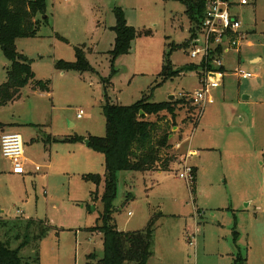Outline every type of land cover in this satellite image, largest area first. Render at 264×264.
<instances>
[{
	"label": "rangeland",
	"instance_id": "1",
	"mask_svg": "<svg viewBox=\"0 0 264 264\" xmlns=\"http://www.w3.org/2000/svg\"><path fill=\"white\" fill-rule=\"evenodd\" d=\"M248 1L233 10L247 32L241 63L234 50L225 57L224 88L211 90L215 101L196 125L187 118L192 103L178 110L168 152L178 157L171 169L117 174L118 230L142 229L156 218L148 264H233L239 250L247 264H264V0ZM116 9L137 36L130 53L113 58ZM45 15L38 35L18 38L16 46L38 79L52 80V90L28 85L19 99L0 106V123L21 124L27 159L25 174L17 175L0 150V216L9 224L0 227V238L16 247L29 236L21 255L36 250L40 264H88L91 253L103 255L102 235L92 228L102 222L106 184L105 156L88 139L106 135L108 101L132 105L144 95L168 101L201 87L199 69L160 78L173 46H180L170 57L175 67L192 62L185 44L194 25L185 0H46ZM76 47L85 51L90 69L57 68L59 61L76 59ZM10 65L0 46V84ZM239 71L256 76L239 78ZM189 148L198 152L189 161L197 169L194 192L193 180L179 175ZM30 219L50 226L36 242L35 229L27 231Z\"/></svg>",
	"mask_w": 264,
	"mask_h": 264
},
{
	"label": "trees",
	"instance_id": "2",
	"mask_svg": "<svg viewBox=\"0 0 264 264\" xmlns=\"http://www.w3.org/2000/svg\"><path fill=\"white\" fill-rule=\"evenodd\" d=\"M207 0H185L187 13L194 26L200 23ZM116 40L110 51L113 58L130 53L136 29L127 25L124 11L116 9ZM46 14V0H0V46L5 56L11 61L7 71V79L0 84V106L7 105L21 96V91L28 85L40 92H51V79H38L28 57L17 50L18 38H33L40 31L42 23L48 22ZM188 46V42L185 44ZM180 46H173L163 64L160 78L164 82L173 77L181 76L183 72L197 70L195 64H185L175 67L171 60V53ZM56 67L68 71L75 69L80 72L90 69L85 51L76 47V59L73 62L59 61ZM203 68V67H202ZM151 96V95H150ZM150 96L144 95L132 105H121L108 101L103 108L106 118V135L103 137L90 136L88 144L105 156L106 184L102 196L104 211L100 215L101 223L92 228L103 238V255L95 253L88 256V264H148L154 254V233L156 218L149 220L143 229L132 231L118 230L113 217L117 189V174L122 170L137 171H169L177 160L176 153H168L172 148L171 136L173 127L177 126V112L190 106V100L185 97L168 101H152ZM188 108V107H187ZM190 122L198 123L202 113L195 105L187 110ZM142 112V113H141ZM0 123V127L3 126ZM6 125V124H5ZM179 126V125H178ZM181 129L177 131L182 136ZM68 137L65 140H70ZM79 140L74 137L72 140ZM194 171L193 183L190 186L195 191L197 178ZM89 177V176H87ZM97 183L98 175L89 177ZM29 229H35L34 242L38 241L50 227L44 220L30 219ZM6 220L0 216V227L8 226ZM40 228V231L37 230ZM33 229V230H34ZM20 235L16 232L15 239ZM25 236L16 247L11 242L0 238V264H40V254L35 250L24 257L21 250L31 242ZM233 264H247V257L239 250Z\"/></svg>",
	"mask_w": 264,
	"mask_h": 264
},
{
	"label": "built area",
	"instance_id": "3",
	"mask_svg": "<svg viewBox=\"0 0 264 264\" xmlns=\"http://www.w3.org/2000/svg\"><path fill=\"white\" fill-rule=\"evenodd\" d=\"M248 3V0L240 1L241 5ZM232 9L233 2L230 0H207L204 15L198 26H193L188 41L186 51L192 60L191 64L200 67L198 78L201 87L193 93L181 94V97L190 100L201 113L206 106L214 102L211 90L220 87L224 80V55L239 49L247 38V32L242 29L241 19L232 12ZM238 75L244 79L253 77L252 73L245 72H238ZM82 114L80 111L78 117L80 118ZM175 148L180 149L181 143L177 142ZM0 150L4 157L11 161L14 174H25L24 141L20 133H2ZM193 155L195 152L189 151L186 157L182 158L180 163L182 171L179 174L181 178L193 180L194 166L189 163ZM36 169L39 170V167ZM190 243L193 244L192 241Z\"/></svg>",
	"mask_w": 264,
	"mask_h": 264
},
{
	"label": "crops",
	"instance_id": "4",
	"mask_svg": "<svg viewBox=\"0 0 264 264\" xmlns=\"http://www.w3.org/2000/svg\"><path fill=\"white\" fill-rule=\"evenodd\" d=\"M240 1L241 0H239L238 2H233V9H232V12H233V10L237 7V8H239V7H241V6H244V5H241L240 4ZM249 4V3H248ZM248 4H246V5H248ZM236 16H238L239 17V14H238V12H233ZM240 18V17H239ZM243 29V28H242ZM244 30V29H243ZM245 31V30H244ZM241 49H242V46H240L239 47V49H237V50H234V51H236V53H237V55H238V57H239V60L237 61V64L238 65H240V63H241ZM232 53V51H230V52H228V53H226L225 55H224V58L226 57V56H229L230 54ZM225 60V65H224V68H223V70H224V72H225V77H226V73H227V71H228V68L226 67V59H224ZM255 60H259V59H255ZM186 64H191V63H186ZM240 72V71H239ZM64 73V72H63ZM235 74H237L238 75V72L237 73H235ZM253 74V77L254 76H256V74L255 73H252ZM225 77H224V80H225ZM238 77L239 78H242V77H240L239 75H238ZM252 78V77H251ZM244 79V78H243ZM223 80V82H222V85L220 86V87H223L224 88V85H225V81ZM220 87H218V88H220ZM215 89H217V88H215ZM211 94H212V92H211ZM212 96H214L213 94H212ZM214 98V97H213ZM250 98V96H247V97H245L244 99L246 100V99H249ZM214 101H215V99H214ZM214 103V102H213ZM212 103V104H213ZM4 125L3 126H1L0 127V136H1V134L2 133H11V132H6V129L7 128H10V129H16L15 131H13V132H17V133H20L17 129L18 128H20L21 127V124L20 123H16V124H12V125H9V124H6V123H3ZM5 124L6 125H8L7 127H5ZM21 134V133H20ZM172 137V136H171ZM174 137V136H173ZM32 139H34V138H32ZM195 152V154H197L198 152L197 151H195V150H191L190 148L189 149H187V151H184V153H186V152ZM26 161H27V159H26ZM197 174V173H196ZM143 229V228H142ZM135 230H139V229H135ZM129 231V230H128ZM130 231H132V230H130ZM97 233H99V232H97ZM100 234V233H99Z\"/></svg>",
	"mask_w": 264,
	"mask_h": 264
},
{
	"label": "water",
	"instance_id": "5",
	"mask_svg": "<svg viewBox=\"0 0 264 264\" xmlns=\"http://www.w3.org/2000/svg\"><path fill=\"white\" fill-rule=\"evenodd\" d=\"M174 99V96L173 95H171L170 97H169V100H173ZM142 113V112H141ZM89 143V142H88Z\"/></svg>",
	"mask_w": 264,
	"mask_h": 264
}]
</instances>
